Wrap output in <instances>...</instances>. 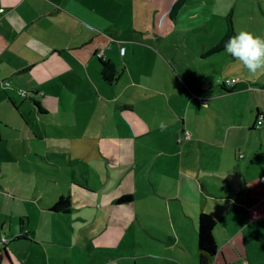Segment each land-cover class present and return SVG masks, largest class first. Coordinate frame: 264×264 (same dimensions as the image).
Segmentation results:
<instances>
[{"label":"crops","instance_id":"1","mask_svg":"<svg viewBox=\"0 0 264 264\" xmlns=\"http://www.w3.org/2000/svg\"><path fill=\"white\" fill-rule=\"evenodd\" d=\"M175 1L0 0V157L22 154L18 174L0 166V235L27 231L32 245L62 233L96 264H199L205 212L211 264H264V74L207 53L230 11L235 35L264 38V0L227 1L200 44L192 29L217 3L171 15ZM195 3L203 21L189 22ZM230 77L232 89L218 82ZM60 197L68 211L52 209Z\"/></svg>","mask_w":264,"mask_h":264},{"label":"rangeland","instance_id":"2","mask_svg":"<svg viewBox=\"0 0 264 264\" xmlns=\"http://www.w3.org/2000/svg\"><path fill=\"white\" fill-rule=\"evenodd\" d=\"M191 1V0H190ZM214 1V0H211ZM227 1L229 0H215L217 3V6H212V10L208 9L210 6L206 5L209 0H202V4L195 3L189 6V8H192V12H197L198 14L191 15L189 17L185 16L189 20V22H196L198 19L200 21H203L201 18L199 9L197 6L200 5L202 8H207L208 13L211 15L209 16L210 22L206 25L197 26L193 23V25L197 26L196 29H192L193 36L192 39H194L197 44H200V42L203 40H207V42H210L211 40L209 38H212L214 33H211L209 35L208 32L201 30L203 27L206 26L215 25L221 20H225V16L227 15ZM201 2V1H200ZM208 4V3H207ZM221 15V16H220ZM207 29V28H206ZM208 30V29H207ZM196 35V37H195ZM11 139H5L3 143L12 145ZM2 143L0 142V154L2 152ZM6 156L0 157V166L3 168V172L7 173L5 174L4 178H8L9 174L15 173L18 174L19 172V166L17 165V160H20L22 157L21 153H17L13 148H10V154L9 152L5 154ZM24 163L30 164L31 167H33V161L30 158V156H24ZM44 167H49V162L45 159H41ZM13 165L16 166V168H13ZM34 178H37V176L34 175ZM38 182L40 185L44 183H48L44 176H39V180L35 181V183ZM32 206L36 209V206ZM15 242L9 243V249L11 251L13 263L10 261V259L3 258L0 259V264H96L98 262L97 259L93 260V257L88 260V257L85 255L82 257L77 248H72L67 246V241L69 239L62 233L57 234H51L49 235V238L45 239L43 242H38V244H30L26 241L22 240H14ZM86 240L83 239L81 242H85ZM78 242L75 240V244ZM1 254V253H0ZM2 255L5 256V254ZM85 260H84V259ZM130 264L131 261L127 260L125 262H121L119 264Z\"/></svg>","mask_w":264,"mask_h":264},{"label":"trees","instance_id":"3","mask_svg":"<svg viewBox=\"0 0 264 264\" xmlns=\"http://www.w3.org/2000/svg\"><path fill=\"white\" fill-rule=\"evenodd\" d=\"M185 2L186 0H176L174 4L171 6V12H170L171 15L176 14ZM226 23H227V27H226L225 34L221 37L219 42L215 46H213L207 53L218 52L224 49L225 42L229 39V37L235 35L231 11L227 15ZM100 64H101L100 73H101L102 79L109 84L113 83L117 79V76H118V73L114 67V64L109 60H103V59H100ZM234 85L228 88L232 89ZM228 88L226 87V89ZM128 200H130V196H122L117 199V202H126ZM69 205H70V202H69L68 197H60L59 200L54 204L52 209L60 210V211H68ZM215 224H216V221L210 214L201 212L198 215L197 238H198L199 264H211L217 252L218 247H217L216 241L213 236V229L215 227ZM1 236L2 235H0V238ZM23 239L30 241V239L28 238L27 231H24V232L22 231L18 235L14 236L11 239H7L4 242L1 241L0 239V253H1L0 259L2 260L3 258L6 257V259L8 258L11 261V254L8 248L9 243L15 242L14 240L18 241V240H23ZM2 252L3 254H5V256L2 255Z\"/></svg>","mask_w":264,"mask_h":264},{"label":"clouds","instance_id":"4","mask_svg":"<svg viewBox=\"0 0 264 264\" xmlns=\"http://www.w3.org/2000/svg\"><path fill=\"white\" fill-rule=\"evenodd\" d=\"M225 51L247 72L256 77L264 74V38L248 31H240L225 42ZM164 130L165 125H160Z\"/></svg>","mask_w":264,"mask_h":264},{"label":"built area","instance_id":"5","mask_svg":"<svg viewBox=\"0 0 264 264\" xmlns=\"http://www.w3.org/2000/svg\"><path fill=\"white\" fill-rule=\"evenodd\" d=\"M3 11H4V9L0 7V13H2ZM124 50H125V48L123 46H121L120 47V53L123 54ZM101 54H102L101 52L98 53L99 56H101ZM218 82H220V84L225 86V87H231L237 82V79L235 77H230V78L220 79V80H218ZM4 84L8 85L9 83L7 81H5ZM19 92L21 94H25V91L22 90V89H19ZM261 123H262V119H258L257 126H259ZM185 134H186L187 137L189 136L188 132H185ZM0 239L3 242L7 240V238L5 236H1Z\"/></svg>","mask_w":264,"mask_h":264}]
</instances>
